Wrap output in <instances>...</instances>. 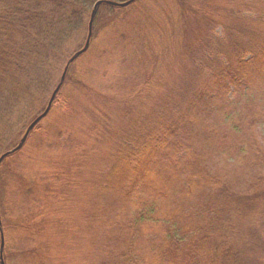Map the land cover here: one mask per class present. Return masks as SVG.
Instances as JSON below:
<instances>
[{
    "label": "trees",
    "instance_id": "1",
    "mask_svg": "<svg viewBox=\"0 0 264 264\" xmlns=\"http://www.w3.org/2000/svg\"><path fill=\"white\" fill-rule=\"evenodd\" d=\"M97 1L0 0V156L18 144L25 119L33 115L28 103L36 100V94L50 91L56 67L64 61V45L76 32L86 33V22ZM137 5L139 0L120 11L102 4L98 10L104 7L112 14H126ZM189 5L206 15L192 31L191 54L182 55L184 68L173 90L150 112L134 116L135 121L129 120L131 110L121 109L112 127L102 125L104 146L94 145L90 161L96 160L87 167L88 172L74 174L80 179L97 165L103 170L109 159L112 164L121 163L123 175L116 174L121 177L117 182L104 174L90 177L92 184L97 179L103 182L94 186L89 182L91 209L87 212L84 207L79 215L84 224H92V264H264V0H223L217 11L208 7L214 5L212 0H189ZM98 10L90 42L98 39L97 29L106 34L109 44L125 48V37L114 28V24L127 26L123 18L104 19ZM211 14L221 17V36L214 40L219 26ZM123 58L127 66L128 58ZM142 65L146 68L148 63ZM132 78L133 83L129 78L122 83L134 88L138 82L136 76ZM68 82L84 87L66 74L47 116L55 118V124L40 129L38 123L32 131L38 132L36 149L48 143L53 146L55 132L60 135L73 130L75 103L85 98L70 87L64 90ZM143 84L147 88L148 83ZM62 92L69 99L66 109L59 102ZM77 108L99 136V118L104 115L96 107L80 104ZM87 111L95 112L96 118L86 120ZM66 145V152L76 156V146L67 141ZM11 158L14 160L4 169L21 172H14L12 179L20 182L15 186L13 204L17 201L21 208L22 220L15 223L12 210L7 212L9 217L0 212L4 264L11 236L13 245L17 244L14 247L22 252L27 242L36 239L38 230L32 234L31 229L42 220L40 209L45 205L55 212V205L41 202L33 194V184L26 181V172L34 165L17 161L34 158L21 149L1 165ZM52 168L43 163L37 172L42 178L51 175L54 184L47 185L49 189L62 188L64 171H75L52 172ZM113 187L118 188L116 194L110 192ZM109 195L123 203L122 213L110 216L105 212L102 203ZM96 207L98 211L91 217ZM33 245L32 253L36 242ZM60 262L69 264L70 256H61Z\"/></svg>",
    "mask_w": 264,
    "mask_h": 264
},
{
    "label": "rangeland",
    "instance_id": "2",
    "mask_svg": "<svg viewBox=\"0 0 264 264\" xmlns=\"http://www.w3.org/2000/svg\"><path fill=\"white\" fill-rule=\"evenodd\" d=\"M212 1L214 5H208V7L217 11L219 6L223 3V0ZM128 6L130 8V4ZM128 6L121 8L120 11H126ZM145 9H149L150 12ZM98 11H101L100 14L104 19L107 17L123 18L122 21L126 23L127 26L114 24V28L125 37V48L120 49L109 44L106 39V34L95 29L97 35L99 34L98 39L89 43L90 46H88L85 53L80 55L82 56L81 58L79 56L74 62L67 66L69 70L66 69L64 75L65 79L68 73L69 78L77 80L85 88L89 89L85 90L84 87L77 86L76 82L74 83L75 85L68 82L69 84H66L64 88L65 90L70 87V89L76 91L75 94H79L85 98L82 102L75 103L76 113L73 119L75 123L73 130L60 135L57 132L54 133V135H57V137H53L56 149L54 145L52 146L50 143H48V146L41 145L39 149H36L39 141L38 137H36L38 132H32L35 127L30 131L31 134H28L21 149H26L29 157L34 158V161H30L29 159L25 160L24 158H17V161L21 165H34V167L27 170L28 179L26 181L33 184L32 187L35 188L33 194L40 198L41 202L47 201V205L49 203L55 205V212H51L45 205L43 209H40L42 220L37 221L35 226L31 229L32 234H34L35 230H38V232L34 234L36 239L35 241L32 240L31 243L27 242L26 244L28 245L23 246L22 252H20V247H14L17 244L13 245L15 241L14 237L11 236V242L8 243L6 250L7 264H58L61 263L60 258L61 256L64 258V255L67 257L70 256L69 264H92V246L94 244V238L90 233L92 224H84L82 219L79 218V215H81V211L84 207H86L87 212L91 209L92 197L88 187L90 177L99 178L104 174V177H110L109 180L112 182H117L121 177H116V174L119 176L123 175L122 170H120L121 163L119 164V162L116 161L112 164V161L109 159L105 161L103 170L102 165H97L83 178L78 179L74 174L80 175L82 171L88 172L90 167H87L92 164L93 160H96L95 157L90 161L95 153L94 145L96 144L97 147H101L105 144L104 135L102 136L100 134V132L103 131L102 125L106 126V129L112 127L111 125L119 117L121 109L131 110V115L133 116L129 118V120L135 121L134 116H140L143 112H148L158 100L165 98L164 96L173 90L174 81L178 78L179 71L184 68L182 55L184 56V54H186V57H188V55L191 54L189 42L191 44L195 41V36L192 31L194 27L198 25L201 17L206 15L205 13H201L196 6L191 7L189 5V0H183V2L179 0H139V5L134 6V8L129 10L126 14H121L120 12L112 14L110 9L104 7L100 8ZM214 15L215 14L212 16L211 14V19L219 26L221 17L219 15H215V17ZM88 23L89 19L86 25H88ZM87 28L88 26H86V29ZM221 31V27H217L213 33L214 36H212V40L221 36ZM87 32L88 29L85 34L83 31L82 34L81 32H76L64 45V61H62L59 69L56 67L57 71L56 73L54 72L53 75L57 80L55 81L54 78L52 81L53 86L49 92L36 94V100L28 103V108L33 112V115L29 119H25L27 121L23 124H26L24 131H26L27 127L35 118L45 110L53 90H55L56 86L59 84H57L58 80L60 82L66 67L65 64H67L74 52L76 53L83 47ZM104 50H107L106 54L102 52ZM123 56L128 58V62L126 63L127 66H125V60L127 59H124ZM121 58L122 60L120 61ZM142 63H148V66L143 68ZM130 75L136 76L135 82H138L134 88L125 86L122 83L123 80L126 82L127 78L133 83V78ZM143 82L148 83L147 88H145ZM142 89L143 92L138 93V91H142ZM64 94L65 93L62 92L59 101L60 103L63 102V108L69 105V99ZM141 94L142 97L140 98ZM103 96H108V99L102 98ZM135 96H137V98ZM100 99L106 101L101 102ZM52 104L50 109H52ZM80 104L88 109L96 107L97 112H101V114L104 115V117L99 118V136L95 134V129H91L85 123L83 117H81L82 110L77 108ZM33 106L34 109H32ZM48 113L39 121L40 129L41 127L49 128L52 127L51 125L53 123L55 124V118L50 119L47 117ZM55 116L57 117V115ZM92 117L94 119L96 118L95 112L92 113V111H87L86 120H91ZM70 120L72 121V119ZM75 120L77 121L75 122ZM24 131L22 136L25 133ZM20 140L18 141L20 142ZM66 141L71 142L72 146H76L73 147L74 151H77L76 156L74 153L66 152ZM17 145L18 144L15 146L13 145V148ZM80 145H84V147H80ZM13 160L14 159L11 158L2 165L0 164V212L7 213L12 210V215H16L14 219L15 223L20 224L22 212L19 210L21 208L16 205L17 201L13 204L14 191L16 190L15 186L20 182L12 179V177L14 172H16L15 174H21V172L18 169H14L13 172H6L4 169V167ZM88 161L90 162L87 164ZM43 163L53 166L52 172L55 170L60 172L64 170L69 171L72 168L75 171H72V173L64 171L62 188L53 187V189H49L47 185L53 186L54 184L53 182L51 183V175L46 176V178L37 175ZM118 164L119 166H117ZM211 166L212 165H209L208 167L211 168ZM43 173L45 175L49 174V172ZM58 177H60V175H58ZM55 179H57V177ZM97 180L98 181H94L93 184L91 180L90 184L94 186L100 185L103 182L101 179ZM34 182L37 186H34ZM70 182H73L75 185H71ZM117 190V187H113L110 192L116 194ZM111 196L109 195L108 198L105 196V200L102 203V207L104 206L106 209L105 212L110 216L116 211H123V203L121 201L117 202L115 199L111 198ZM97 208L98 207L92 212L91 217L98 211ZM71 210L73 211L70 215ZM110 211L113 212L110 214ZM7 217H9L8 213ZM34 242H36V248L32 253ZM18 252L22 255L26 252L27 255H23L25 257H22Z\"/></svg>",
    "mask_w": 264,
    "mask_h": 264
},
{
    "label": "water",
    "instance_id": "3",
    "mask_svg": "<svg viewBox=\"0 0 264 264\" xmlns=\"http://www.w3.org/2000/svg\"><path fill=\"white\" fill-rule=\"evenodd\" d=\"M133 1L135 0H128L126 2H123V3H118V2H109V1H97L94 6H93V9L91 11V14H90V19H89V23H88V32H87V37H86V41H85V44L84 46L79 50L77 51L76 53H74L71 58L68 60L67 64H66V67L64 69V72L62 74V77L60 79V82L59 84L56 86L55 90L53 91L51 97H50V100L45 108V110L39 115L37 116V118H35V120L27 127L24 135L22 136L20 142L18 143V145L16 147H14L13 149L3 153L1 156H0V164L3 162V160L14 154L15 152L19 151L21 149V147L23 146L28 134L30 133V131L35 127V125H37L39 123V121L41 119H43L47 113L49 112V109H50V106L58 92V90L60 89L62 83H63V80H64V75H65V71L67 69V66L70 65L72 62H74L80 55H82L83 53H85L88 49V46H89V43H90V39H91V32H92V23H93V19H94V16H95V13L97 11V8L102 5V4H105L107 6H111V7H117V8H123V7H126L128 6L129 4H131ZM3 247H4V243H3V236H2V231H1V222H0V264H3V261H2V253H3Z\"/></svg>",
    "mask_w": 264,
    "mask_h": 264
}]
</instances>
